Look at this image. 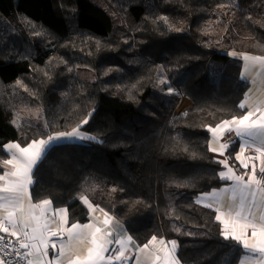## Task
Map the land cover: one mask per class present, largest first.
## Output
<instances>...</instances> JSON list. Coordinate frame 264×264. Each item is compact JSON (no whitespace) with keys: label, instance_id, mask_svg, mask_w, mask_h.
I'll use <instances>...</instances> for the list:
<instances>
[{"label":"trees","instance_id":"16d2710c","mask_svg":"<svg viewBox=\"0 0 264 264\" xmlns=\"http://www.w3.org/2000/svg\"><path fill=\"white\" fill-rule=\"evenodd\" d=\"M241 53L264 56V0H0V172L4 145L87 119L96 139L49 149L35 202L84 223L85 196L139 245L175 240L181 264H238L197 199L227 184L208 127L245 112Z\"/></svg>","mask_w":264,"mask_h":264},{"label":"snow or ice","instance_id":"6c2138e0","mask_svg":"<svg viewBox=\"0 0 264 264\" xmlns=\"http://www.w3.org/2000/svg\"><path fill=\"white\" fill-rule=\"evenodd\" d=\"M229 54L233 55L234 53ZM244 60L251 61L253 65L264 66V56L245 55ZM17 83L20 82L17 81ZM169 92H172L171 88H169ZM248 100L249 96L246 94L245 101H242L239 107L245 108ZM256 112L259 113L258 118L254 119V112L249 110L242 116H233L231 120L222 121L214 128L208 127V131L218 140L225 131L235 130L236 135L241 137L243 141L240 153L236 157L237 160H240V155L244 152L245 147L251 146L250 141L259 142L260 146L256 147L255 151L260 154L258 158H264V111L257 107ZM87 122L88 120L85 119L71 131L49 134L46 139H34L23 147L19 143L4 145V149L9 153L10 158L3 160L2 163L5 166H11L12 170L5 171L0 175V212L6 213V215H0V233H10L11 236L18 238L23 237L22 240H19V247L27 251L21 255L17 250V255H20L21 259H26L27 264H34L32 259H28L34 254L46 256L48 254L46 250L49 247L47 236L49 225L45 216L52 201L44 199L39 203H32L29 188L35 182L33 179L34 170L45 158L49 149L58 141L96 139L81 132V127ZM245 138H250V141ZM208 147L209 151H220V154L223 155V150L227 149L229 145L222 143L217 149L212 146V141H209ZM220 163L225 164V161H220ZM241 163L243 167H248L243 161ZM260 173L262 178L257 177L253 166L252 174L247 175V179H245L243 175H236L229 168L227 173L220 172L219 175L222 180L233 181V186L213 190L212 193L200 199H209L210 202L206 205L208 207L216 205V220L222 225L220 235L223 239L233 240L242 245L244 250L250 251L253 255L258 254L260 256L258 264H264V166L260 168ZM225 194L230 195L226 196ZM26 197L28 200L27 207H25ZM81 199L92 211L94 206L87 197L82 196ZM37 209L39 215H37ZM100 210L104 211L103 209ZM257 210H259V214H257ZM54 214L59 215L61 221L59 230L52 231L51 235L57 236L67 233L68 238L67 242L61 243L59 257H64L66 252L72 251L74 240L83 243L82 234L85 229L88 230L90 236L91 247L87 249V255L83 258L76 256L75 259L69 260L68 264H105L106 260L110 262L127 259L125 251L127 244L133 242L132 237L122 236L113 240V233L123 229V225L107 212L104 213L103 227H98L92 223L84 225L73 223L71 227L65 228L64 225L68 223L67 210L64 208L56 209ZM249 229H251V239L247 236ZM2 240L3 237H0V241ZM154 242H157L156 236H153L143 248L147 249ZM9 243L11 242L9 241ZM112 243L120 245V247L114 256L110 255L106 258L105 253L109 252L108 245ZM158 244L162 246L159 250L163 252L164 264H181L176 255L177 242L175 240L165 242L160 239ZM168 244L171 245L170 248L167 247ZM52 247L55 248V244ZM42 248L45 251L41 252ZM156 259L160 260L161 257L157 255ZM0 264H4V262L0 261ZM35 264H42V261H37ZM51 264H57V260L54 259Z\"/></svg>","mask_w":264,"mask_h":264},{"label":"crops","instance_id":"0c3cea01","mask_svg":"<svg viewBox=\"0 0 264 264\" xmlns=\"http://www.w3.org/2000/svg\"><path fill=\"white\" fill-rule=\"evenodd\" d=\"M245 55H248V56H257V55L242 54V53L235 54V56H237L242 61V65L240 69V79L247 82L249 85L248 90L246 91L244 98L242 100V101H245L246 94H248L249 100L245 104L244 114H246L247 111L252 110L254 112L253 118L255 119V118H258V115H259V113L256 112L257 107H259L261 111H264V70H262L264 69V66L259 65V64L253 65L251 61H245L244 60ZM245 139L250 141V138H245ZM80 141H83V140H78V139L76 140V142H80ZM209 141H212V146L217 149H219V145L222 143L229 145L227 149L223 150V155L220 154V151H216V152L210 151L211 154L214 156L215 160L221 166L220 172L227 173L228 169L231 168L236 175H243L245 179H247V175L252 174V170L254 166L257 177L262 178V174L260 173V168L264 166V158H258L260 154L255 151V148L260 146L258 141L257 142L250 141L251 146L245 147L244 152L240 155V160H237L236 157H237V154L240 153L241 143L243 141L241 137L236 135L235 130L225 131L219 137L218 140L215 139L213 137V134L211 133V137ZM209 141H208V145H209ZM62 142H70V140H61V141H58L56 144L62 143ZM233 142L237 143V150L233 155L234 162L233 164H231L227 157V151ZM11 143H16V142H11ZM9 158H10V155L8 153V156L6 159H9ZM220 161H225V164L220 163ZM241 161L247 164L248 167L247 168L243 167ZM11 170H12L11 166H5L2 163V171L0 172V175H2L5 171H11ZM226 181H227V184L223 185L220 188L213 189V190H219L221 188H230L233 186V181H230V180H226ZM32 185L29 188V194L31 196L32 203H39V202H35L32 199V195H31ZM213 190H211L208 193L201 194L198 197L197 202L199 201L198 202L199 204L205 207H208L206 205L210 202V200L209 199L201 200L200 198L205 197L206 195L212 193ZM225 195L227 196L230 194H225ZM27 203H28V200L26 197L25 207H27ZM60 208H64V207H54L51 204L50 208L48 209L46 213L45 219L47 220L48 225H49V231L47 233L49 247L46 250L48 254L46 256H40V255L34 254L33 256L28 257V259H32L34 261V264L37 261H42V264H51V261H53L54 259L57 260V264H68V261L71 259H75L76 256H79L81 258L85 257L87 255V249L91 247L89 243L90 236L88 235V230L85 229L82 234L83 243H81L80 241L74 240L72 242V251L66 252L64 257H59V250L61 247V243L67 242V239H68L67 233H62L57 236L51 235L52 231H58L60 228L61 217L59 215L54 214L55 210L60 209ZM208 208L214 210L215 214H217L215 210L216 205H213L212 207H208ZM224 211H226V209H224ZM36 212H37V215H39L38 209L36 210ZM104 213L105 212L97 208H93L92 211L89 210V216L86 222L84 223L75 222V223H78L80 225L92 223L98 227H103V221L105 219ZM257 214H259V210H257ZM0 215H6V213L0 212ZM67 220H68V223L64 225L65 228L71 227V225L73 224V223H70L69 221L68 210H67ZM220 226L222 227L221 224ZM0 235L9 237L15 241H19L23 239L22 236L19 238L11 236L10 233H0ZM122 236H130L124 226H123V229L118 230L117 232L113 233L112 239L114 240L115 238L122 237ZM247 236L249 239H251V229L248 230ZM159 240L160 239H157V242H154L153 244L149 245L147 249H144L143 248L144 245H139L134 239H132L133 242L127 244V247H126V251H125V256L127 257L126 260L110 261V262L106 260L105 264H164L163 252L159 250L162 247L158 244ZM163 240L167 242L165 239ZM53 244H55V248L52 247ZM240 246L242 247V245ZM108 247H109V252L105 253L106 258L110 255L114 256L116 254V251L119 249L120 245L112 243L111 245H108ZM167 247L170 248L171 245L168 244ZM242 250H243V256L238 264H258V261L260 260V256L258 254L253 255L250 251L244 250L243 247H242ZM23 251L25 253L27 250L23 249ZM43 251L45 250L42 248L41 252ZM157 255L161 257L160 260L156 259ZM0 261H2L1 258H0ZM26 264H27V260H26Z\"/></svg>","mask_w":264,"mask_h":264},{"label":"built area","instance_id":"2783aa9c","mask_svg":"<svg viewBox=\"0 0 264 264\" xmlns=\"http://www.w3.org/2000/svg\"><path fill=\"white\" fill-rule=\"evenodd\" d=\"M0 237H3V240L0 241V258L4 264H26V259H21V256L17 255V250L21 255L24 253L23 249L19 247V241L6 236L0 235Z\"/></svg>","mask_w":264,"mask_h":264},{"label":"rangeland","instance_id":"374dc122","mask_svg":"<svg viewBox=\"0 0 264 264\" xmlns=\"http://www.w3.org/2000/svg\"><path fill=\"white\" fill-rule=\"evenodd\" d=\"M37 116H38V112L37 111H26V112L23 113V118L29 119L33 123H37L38 122ZM76 140L77 139H72V140H70V142H67V143H74V142H76Z\"/></svg>","mask_w":264,"mask_h":264}]
</instances>
